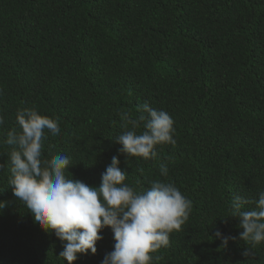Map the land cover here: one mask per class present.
Segmentation results:
<instances>
[{"label":"trees","instance_id":"1","mask_svg":"<svg viewBox=\"0 0 264 264\" xmlns=\"http://www.w3.org/2000/svg\"><path fill=\"white\" fill-rule=\"evenodd\" d=\"M145 102L176 130L148 160L115 140L120 113L135 118ZM21 108L58 119L43 154L70 158L66 178L98 187L116 156L125 183L171 182L191 201L153 264H264V243L239 238L230 208L240 195L251 209L264 191V0H0V264H68L8 186L2 141ZM217 230L235 239L223 246ZM101 235L73 264H100L115 243L111 228Z\"/></svg>","mask_w":264,"mask_h":264},{"label":"clouds","instance_id":"2","mask_svg":"<svg viewBox=\"0 0 264 264\" xmlns=\"http://www.w3.org/2000/svg\"><path fill=\"white\" fill-rule=\"evenodd\" d=\"M138 111L141 114L135 118L131 112L120 113L124 130L115 140L129 157L156 159L157 145L176 144L174 120L146 102ZM15 119L18 129L7 131L2 141L12 148L8 153V186L35 222L63 242L60 257L73 264L78 254H95L97 241L103 238L102 229L109 227L115 243L100 264H153L160 259L152 254L169 245L170 234L181 230L192 207L174 183L153 180L147 188L130 186L116 156L101 173L98 187L68 179L65 171L71 166L70 158L57 154L46 159L43 154L49 135L61 133L58 119L41 115L35 108L18 109ZM3 123L4 116L0 115V125ZM141 125L143 130L138 132ZM159 169L162 176H167L166 164L161 163ZM249 203L234 195L230 208L231 215L240 218L243 231L239 238L254 247L264 243V191L259 192L255 206L245 210ZM5 206L0 201V210ZM215 236L223 246L235 239L219 230ZM242 254L248 256L250 252Z\"/></svg>","mask_w":264,"mask_h":264}]
</instances>
